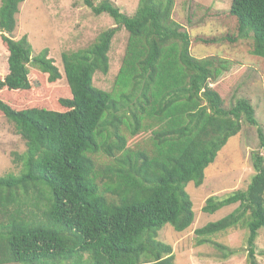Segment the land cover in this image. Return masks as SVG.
Returning a JSON list of instances; mask_svg holds the SVG:
<instances>
[{"label": "trees", "instance_id": "16d2710c", "mask_svg": "<svg viewBox=\"0 0 264 264\" xmlns=\"http://www.w3.org/2000/svg\"><path fill=\"white\" fill-rule=\"evenodd\" d=\"M23 1L0 5V48L8 56V70L0 77V115L15 124L27 144L19 156L23 171L0 176V264H176L173 246L159 240V232L166 224L179 232L191 227L195 212L186 187L203 183L206 168L243 123L258 127L264 148L253 104L240 97L225 107L211 80L226 66L218 67L214 57L192 55V38L173 17L175 0H139L133 15L112 0H86L116 26L86 48L63 52V67L49 49L32 56L26 34L13 37ZM228 14L233 28L195 42L251 39L252 53L264 57V0H233ZM122 27L130 41L118 77L121 91L114 94L97 87L94 75L109 72L112 41ZM171 43L176 46L166 47ZM53 86L60 97L52 108L26 106L23 98L10 102L4 94L40 95ZM131 96L140 107L127 111ZM147 107L160 123L152 131V153L136 141L151 118ZM173 118L174 125L163 128ZM251 158L255 173L249 185L221 201L208 200L203 210L238 207L194 232L197 244L223 250L227 247L213 242L212 235L247 227L249 264H260L256 240L264 229V154L257 149Z\"/></svg>", "mask_w": 264, "mask_h": 264}, {"label": "rangeland", "instance_id": "374dc122", "mask_svg": "<svg viewBox=\"0 0 264 264\" xmlns=\"http://www.w3.org/2000/svg\"><path fill=\"white\" fill-rule=\"evenodd\" d=\"M102 0H94L99 4ZM122 12L133 15L139 0H112ZM233 0H175L173 17L184 26L181 31H188L191 36L190 51L197 58L214 57L217 66L221 67L217 77L211 80V86L218 90L224 98L225 107H231L240 98H248L253 104L259 125L264 129V57L252 53L251 39L240 40L236 44L208 45L196 43L195 39L202 35L219 36L227 33L235 25V20L228 11ZM1 5V0H0ZM18 25L13 33L16 39L27 35L32 45L33 54L37 56L45 49L49 55L63 67L62 54L77 51L91 45L105 29L116 26L114 19L107 13L95 14L86 0H24L17 15ZM235 30V29H234ZM232 35L235 33L232 31ZM130 33L124 28L113 38L110 56V69L107 74L101 71L94 75V84L102 89L115 93L121 91L118 85L119 73L127 56ZM171 43L166 47H175ZM7 54L0 48V77L7 70ZM32 73L34 69L30 67ZM64 83V82H63ZM59 83V87H63ZM57 87V86H55ZM53 86L47 87L40 95L32 91L5 92L10 102H20L23 98L27 106L52 108L60 97ZM49 89H51L49 91ZM139 93V91H138ZM13 100V101H12ZM27 103V104H26ZM19 108V104H14ZM23 106V105H22ZM21 106V107H22ZM139 109L138 99L131 96L125 110ZM149 109L151 118L144 132L136 139L138 146L151 153L154 152L155 140L153 129H159L158 117ZM156 117V118H155ZM185 120V115L182 117ZM173 121L163 122L165 126L174 125ZM258 127L243 123L242 130L231 137L219 151L216 160L205 170V178L200 186L193 181L188 183V191L195 212V220L190 228L176 231L171 224H166L159 232V240L173 246L176 264H249L247 251V227L239 226L214 234L210 239L220 243L227 249H219L213 243L197 244L195 229L209 222L217 221L238 207V203L223 206L219 210L208 213L203 207L208 200L218 202L225 197L245 189L255 173L251 153L264 148L260 146ZM27 151L26 140L18 133L15 124L0 115V176L19 174L24 163L19 156ZM257 260L264 264V229H260L256 240ZM229 249L235 252L224 257ZM228 254V253H226Z\"/></svg>", "mask_w": 264, "mask_h": 264}]
</instances>
